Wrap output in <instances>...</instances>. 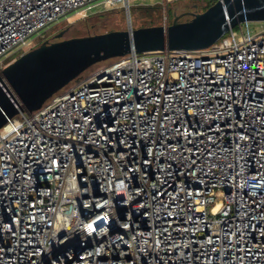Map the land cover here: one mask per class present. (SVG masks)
Segmentation results:
<instances>
[{"label":"built area","instance_id":"2783aa9c","mask_svg":"<svg viewBox=\"0 0 264 264\" xmlns=\"http://www.w3.org/2000/svg\"><path fill=\"white\" fill-rule=\"evenodd\" d=\"M97 3L125 0H0V71ZM0 264H264V29L117 58L9 120Z\"/></svg>","mask_w":264,"mask_h":264},{"label":"water","instance_id":"95a60500","mask_svg":"<svg viewBox=\"0 0 264 264\" xmlns=\"http://www.w3.org/2000/svg\"><path fill=\"white\" fill-rule=\"evenodd\" d=\"M129 9V1L125 0ZM188 21L63 39L64 32L21 55L0 71V129L31 115L93 66L132 53L208 49L245 22H264V0H220Z\"/></svg>","mask_w":264,"mask_h":264},{"label":"rangeland","instance_id":"374dc122","mask_svg":"<svg viewBox=\"0 0 264 264\" xmlns=\"http://www.w3.org/2000/svg\"><path fill=\"white\" fill-rule=\"evenodd\" d=\"M209 5L211 4L208 3V0H172L171 2L167 0H131L129 2V9L127 10L124 4H119L115 8H108L97 3L94 9L96 13L86 18L76 16L74 13L69 14L60 21L45 28L39 34L34 35L35 42L30 50L39 47L47 40L51 39V42L56 41V37L62 32L65 33L63 39H69L127 30L129 28V18L133 29L169 25L172 24L175 17H180L181 21H188L192 18L189 12H204ZM250 24L253 33H260L264 29V22H253ZM28 51L15 49L5 64L8 66ZM195 55L198 56L199 54L195 53ZM113 61L110 60L93 66L78 81L70 84L54 98L60 97L77 83L111 65Z\"/></svg>","mask_w":264,"mask_h":264},{"label":"trees","instance_id":"16d2710c","mask_svg":"<svg viewBox=\"0 0 264 264\" xmlns=\"http://www.w3.org/2000/svg\"><path fill=\"white\" fill-rule=\"evenodd\" d=\"M211 6H212V4H211V5H209V6L206 8V10H207L208 8H210ZM206 10H205V11H206Z\"/></svg>","mask_w":264,"mask_h":264},{"label":"snow or ice","instance_id":"6c2138e0","mask_svg":"<svg viewBox=\"0 0 264 264\" xmlns=\"http://www.w3.org/2000/svg\"><path fill=\"white\" fill-rule=\"evenodd\" d=\"M88 227H89V228H91V227H92V225H88Z\"/></svg>","mask_w":264,"mask_h":264},{"label":"flooded vegetation","instance_id":"af4514ba","mask_svg":"<svg viewBox=\"0 0 264 264\" xmlns=\"http://www.w3.org/2000/svg\"><path fill=\"white\" fill-rule=\"evenodd\" d=\"M189 13H192V12H189ZM49 41H51V39Z\"/></svg>","mask_w":264,"mask_h":264}]
</instances>
